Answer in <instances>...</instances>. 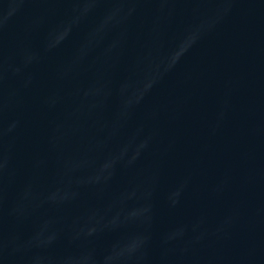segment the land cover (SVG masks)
I'll use <instances>...</instances> for the list:
<instances>
[{"label": "water", "instance_id": "1", "mask_svg": "<svg viewBox=\"0 0 264 264\" xmlns=\"http://www.w3.org/2000/svg\"><path fill=\"white\" fill-rule=\"evenodd\" d=\"M0 264H264V0H0Z\"/></svg>", "mask_w": 264, "mask_h": 264}]
</instances>
